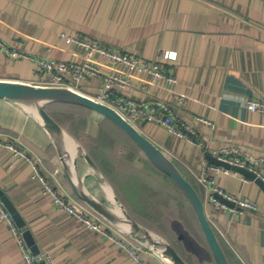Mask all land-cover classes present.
<instances>
[{
    "label": "crops",
    "instance_id": "obj_1",
    "mask_svg": "<svg viewBox=\"0 0 264 264\" xmlns=\"http://www.w3.org/2000/svg\"><path fill=\"white\" fill-rule=\"evenodd\" d=\"M62 34L97 40L175 72L178 84L173 91L149 85L143 90L149 75L138 72L127 93L140 101L162 99L181 123L195 126L194 143L162 125L141 124L142 133L195 181L194 174L207 161L213 163L210 150L238 144L256 156L264 155V114L242 103L243 97L264 100V0H0V41L26 55L10 56L0 46V80L36 83L40 67L31 57L81 60L82 49ZM101 86L100 78H89L83 90L92 96ZM198 116L216 127L200 123ZM104 120L93 112L86 136L96 137ZM61 126L89 153L81 139ZM0 139L41 158L44 173L66 198L90 217H100L74 192L50 133L31 110L0 99ZM147 162L140 150L136 160L121 162L110 176L97 165L104 182L85 159L79 160L77 172L90 194L111 205L110 196L115 195L139 221L132 208L149 192L139 191L135 176L149 173L132 171L142 170ZM238 173L220 174V186L234 197L255 202L258 210L233 212L209 204L207 212L235 264H264V189ZM200 186L205 200L206 190ZM0 188L26 221L41 254L50 255L54 264H134L115 242L55 207L42 193L32 165L3 146ZM146 258L151 264H169L152 254ZM0 264H26L18 237L1 214Z\"/></svg>",
    "mask_w": 264,
    "mask_h": 264
},
{
    "label": "built area",
    "instance_id": "obj_2",
    "mask_svg": "<svg viewBox=\"0 0 264 264\" xmlns=\"http://www.w3.org/2000/svg\"><path fill=\"white\" fill-rule=\"evenodd\" d=\"M64 37H67L72 43L82 49V59L61 60L47 57H31L32 59L34 58V61L40 67L36 84L67 86L85 93L83 88L86 80L94 77L100 78L102 80L101 89L96 95H92L91 97L117 110L127 121L138 129L142 130L141 124L143 122H153L162 125L171 134L177 135L189 142L195 143L197 141L198 132L195 126L186 122L181 123L175 113L170 110L168 102L162 99L140 101L132 98L127 93L133 80L139 78L137 76L138 72H145L149 75V80L146 81V84L142 85V89H145L146 85H149L167 91H173L174 86L178 84V78L173 70L163 68L158 62L142 60L136 55L112 48L91 38H86L81 35L67 36L66 34H62L61 38ZM0 46L10 56L18 58L26 57L23 53L9 49L1 41ZM169 55V52L166 53V56L169 57ZM242 103L248 110L264 114V100L243 97ZM197 120L212 128L216 127V123L210 119L198 116ZM199 144L206 147L204 140H201ZM0 146L10 150L14 157L23 158L32 165L36 177L42 183V193L50 197L55 207L74 215L88 229L99 232L115 242L120 249L128 254L134 264H151L146 258V255L152 254L153 256H157L145 246L133 241L123 232L107 223L104 219L100 217H94V219L85 212L80 211L58 189L57 184L51 181L44 173L43 160L41 158L30 155L25 148L12 141L0 139ZM209 154L229 165L246 168L264 183V155L256 156L247 148L238 144H229L219 150H210ZM220 174L238 175L239 173L232 168L207 161L203 169L194 174L197 182L206 190V199L204 200L206 211L207 205L209 204L217 210L228 209L233 212H237L239 209L250 211L258 210L255 202L247 198L240 199L225 192L218 181ZM241 177L244 181L250 180L245 175H241ZM221 197L232 202L234 205L223 201ZM0 214L18 237V242L24 254L26 264H35L36 260H46L48 264H54L50 255L44 256L41 254L37 257L31 253L22 237V231L16 226L11 213L1 201ZM207 215L212 221L208 212ZM213 225L216 231L220 233L218 227L214 223Z\"/></svg>",
    "mask_w": 264,
    "mask_h": 264
},
{
    "label": "water",
    "instance_id": "obj_3",
    "mask_svg": "<svg viewBox=\"0 0 264 264\" xmlns=\"http://www.w3.org/2000/svg\"><path fill=\"white\" fill-rule=\"evenodd\" d=\"M0 99L20 103L31 110L40 119L54 141L63 163L62 170H65L74 192L101 218L130 237L133 241L154 252L163 262L169 264H189L169 239L134 219L115 195L110 196L112 199L111 203L114 205L112 206L110 203L100 201L85 189L77 172L80 159H85L94 169L97 176L100 177L103 182L105 180L101 176L100 169L90 154L87 153L86 150L50 115L47 110V105L57 102L79 105L112 121L136 143L148 160L151 161L158 170L168 175L171 180L175 182L186 196L198 219L215 264H230L216 229L207 215L205 202L196 187L190 179L184 175L172 158L143 134L140 129L127 121L117 110L94 100L85 93L76 91L67 86H46L21 81L0 80ZM209 157L213 163L232 168L255 180L264 189L262 180L256 178V175L246 168L229 165L212 155ZM222 200L234 205L226 199L222 198ZM0 201L11 213L14 222H16L18 228L22 231V237L32 254L37 257L40 256L41 250L36 242L34 234L26 227V221L19 210L1 188ZM35 264L48 263L46 260H36Z\"/></svg>",
    "mask_w": 264,
    "mask_h": 264
},
{
    "label": "trees",
    "instance_id": "obj_4",
    "mask_svg": "<svg viewBox=\"0 0 264 264\" xmlns=\"http://www.w3.org/2000/svg\"><path fill=\"white\" fill-rule=\"evenodd\" d=\"M47 110L56 121L68 127L72 134L84 142L89 154L108 176L117 170L121 162L132 163L138 158L141 149L123 130L108 119L100 124L96 137L86 136L92 110L60 102L49 104ZM178 167L181 169L179 165ZM135 172L149 173V176L138 173L135 176L139 191L148 190L149 196L139 197L132 208L133 216L169 239L189 264H215L194 210L175 182L149 160L142 170ZM183 173L204 198L199 183L187 173ZM217 234L230 264H235L222 236L219 232Z\"/></svg>",
    "mask_w": 264,
    "mask_h": 264
},
{
    "label": "rangeland",
    "instance_id": "obj_5",
    "mask_svg": "<svg viewBox=\"0 0 264 264\" xmlns=\"http://www.w3.org/2000/svg\"><path fill=\"white\" fill-rule=\"evenodd\" d=\"M141 128H142V125H141ZM132 173H135V171L133 170Z\"/></svg>",
    "mask_w": 264,
    "mask_h": 264
}]
</instances>
